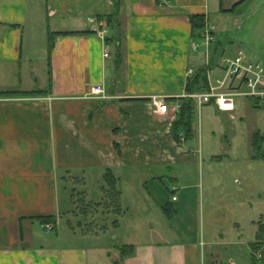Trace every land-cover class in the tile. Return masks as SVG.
I'll use <instances>...</instances> for the list:
<instances>
[{"label":"crops","instance_id":"1","mask_svg":"<svg viewBox=\"0 0 264 264\" xmlns=\"http://www.w3.org/2000/svg\"><path fill=\"white\" fill-rule=\"evenodd\" d=\"M115 1L0 0V93L40 92L0 96V264H264V247L250 249L259 218L243 215L240 189L232 196L221 174L209 169L206 186L209 198L217 191L220 208L234 217L225 234L185 236L183 221L174 222L180 209L172 205L195 186L184 168L200 155L193 145L196 110L213 107L228 123L248 120L250 146L255 136L261 141V157L252 151L250 161L264 165V111L242 97L232 113L193 102L190 139L173 137L188 68L205 67L210 53L207 79L214 83L223 77L211 74L222 71L224 58L243 53L264 62V0H118L109 25ZM193 15L214 28L207 48L192 33ZM230 29L232 37L219 39ZM97 86L106 98L91 94ZM154 96L164 98L167 114L154 113ZM176 133L183 135L180 127ZM107 171L120 192L121 216L110 223L125 233L122 245L105 241L108 223L91 234L67 220L73 193L102 197ZM243 178L245 187L254 186L257 176ZM243 216L255 227L249 236L242 233ZM46 218L53 221L43 223ZM45 224L53 232L45 233ZM122 247L133 254L122 257Z\"/></svg>","mask_w":264,"mask_h":264},{"label":"rangeland","instance_id":"2","mask_svg":"<svg viewBox=\"0 0 264 264\" xmlns=\"http://www.w3.org/2000/svg\"><path fill=\"white\" fill-rule=\"evenodd\" d=\"M225 37H232V29L228 31L227 35L222 33L219 39ZM208 56L212 57L210 53ZM222 74H224L223 71L217 69L211 76H222ZM241 101L243 100H236V104ZM193 120L196 128L193 145L195 150L200 149V155L196 153V162L194 161V164L185 167L184 170L193 174L194 178L187 182L190 186H195L188 194L179 192V201L172 205L180 209L178 218L174 222L183 221L184 235L201 241L208 237L218 236L220 233L225 234L226 231L231 230L230 222L234 219V217L231 219L227 217L223 209L220 208L217 191L213 192L209 198L206 186L207 171L210 169L216 175L221 174L222 177H225L232 196L238 195L237 192L240 189L239 196L244 203L242 206L243 215L249 213V218L256 217L260 220L261 215L264 217V165L250 161L253 148L249 144L250 122L248 120H244V122L236 120L228 123V119H225V116L217 115L213 107L209 110L204 107L200 112L196 110ZM209 161L212 164H209ZM250 165H252V169L249 168ZM250 175L257 176L256 180H252L255 185L245 187L246 182L243 177L250 178ZM167 181V179L164 180V182ZM84 194L85 192L82 191L77 194L73 193L71 196L73 205L70 209L71 215L67 220L74 229H79L81 233L95 234L104 231L108 223L109 231L105 235V241L117 245L125 243V233L116 231L110 223V221L116 220L110 199L108 200L104 194L101 198L90 194L88 200ZM166 197H169L170 201L169 193L161 189V198ZM158 217L162 222L167 223L168 219L164 214L161 216V213H158ZM158 217L156 216V220H159ZM246 217L243 216L240 222L242 223V233L244 236H249L255 227L253 228L251 220ZM64 226L65 223L59 226L60 232L64 230ZM52 236H55V233H52ZM113 237H117V239L113 240ZM132 240L135 241L136 238L133 237Z\"/></svg>","mask_w":264,"mask_h":264},{"label":"built area","instance_id":"3","mask_svg":"<svg viewBox=\"0 0 264 264\" xmlns=\"http://www.w3.org/2000/svg\"><path fill=\"white\" fill-rule=\"evenodd\" d=\"M165 4L164 0H158ZM106 31V23L99 24ZM214 28L206 26L202 31L197 32L196 36L200 39L201 44L206 48L214 42L213 37ZM198 44L192 43L191 49L193 52L198 51ZM108 57L107 54L104 55ZM209 65V58L205 55V67ZM223 71L222 79L214 80V83H209V91H201L186 98L191 99L197 108L205 105L213 104L216 109L222 113H232L235 110V99L242 97L253 102L255 108L264 111V62L253 61L247 58L243 53H239L232 59H222L219 63ZM193 68L187 69V76L190 78L194 75ZM93 96L104 99L103 88L100 86L91 89ZM155 110L154 113L164 115L168 112V105L165 103L163 97H152L150 99ZM182 141L184 137L179 135ZM172 200H176L175 197ZM45 233H51L54 227L51 224H45L43 227Z\"/></svg>","mask_w":264,"mask_h":264},{"label":"trees","instance_id":"4","mask_svg":"<svg viewBox=\"0 0 264 264\" xmlns=\"http://www.w3.org/2000/svg\"><path fill=\"white\" fill-rule=\"evenodd\" d=\"M118 10V0L114 3V12L106 17L107 23L110 25L112 20L116 17ZM191 24L192 33L199 32L205 28V20L202 15H193L189 19ZM110 41L107 39L106 42ZM52 49V40L49 36V46H48V56L51 53ZM209 71V67H200L198 68L194 75L187 79L185 86V93L188 95L198 93L201 91H209V83L207 79V74ZM40 92H31V93H0V96H11V97H26V96H35ZM193 113V101L187 98L181 108L179 121L175 124V128L173 129V137L178 140L177 136V128L180 127L182 129L184 139L189 140L191 137V129H190V121L191 115ZM254 158L261 157V141L257 136L253 138L252 143ZM105 188H103V194L113 205V214L118 217L121 216V206H120V192L117 189L116 179L112 175L110 171H107L104 175ZM163 211H166V207L163 206ZM43 223L52 222V218H46L41 220ZM257 232L255 235V241L250 244V249L253 254L262 250L264 247V223L262 221H258ZM132 247H122L120 248V253L122 257L131 256L133 254ZM254 258V256H253Z\"/></svg>","mask_w":264,"mask_h":264}]
</instances>
